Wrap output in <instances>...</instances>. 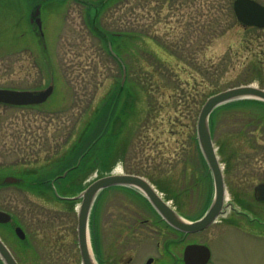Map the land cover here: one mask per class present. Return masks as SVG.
<instances>
[{
    "label": "rangeland",
    "instance_id": "1",
    "mask_svg": "<svg viewBox=\"0 0 264 264\" xmlns=\"http://www.w3.org/2000/svg\"><path fill=\"white\" fill-rule=\"evenodd\" d=\"M99 1L0 0V88H55L37 107L0 104V179L61 173L60 163L91 131L103 103L117 90L121 67L92 31L88 17V7ZM234 1L109 4L100 18L102 28L133 35L117 46L128 59L129 91L107 137L92 151L89 169L56 184V195L68 202L32 191L28 184L0 188V209L13 215L27 234L22 244L14 227L0 228V237L20 264H82L77 233L81 199H71L111 173L146 178L191 218L205 211L212 187L196 139L200 111L209 97L228 89H264V29L240 26ZM38 6L43 35L31 22ZM214 143L228 168L229 202L237 204L231 201L232 188L248 199L245 194L263 178L260 171L250 180L246 170L264 167V151L252 148L264 144V107L219 109ZM239 167L242 173H236ZM147 207L129 189L111 188L99 196L92 232L100 264L117 263L120 257L134 258L133 264H148L152 258L155 264H183L172 256L182 257L187 242L168 247L172 235L146 222L153 220ZM191 238L211 247V264H264V227L244 217L229 213L227 222Z\"/></svg>",
    "mask_w": 264,
    "mask_h": 264
},
{
    "label": "water",
    "instance_id": "2",
    "mask_svg": "<svg viewBox=\"0 0 264 264\" xmlns=\"http://www.w3.org/2000/svg\"><path fill=\"white\" fill-rule=\"evenodd\" d=\"M233 9L238 23L244 28H264V4L256 0H235ZM31 22L32 24H36L43 35L41 6H38L32 13ZM126 78L127 69L123 65L122 84H124ZM54 90L53 85L37 92L0 88V104L17 107L42 105L49 100ZM243 99H254L264 102V90L256 86L248 85L215 94L207 99L198 117L197 139L204 159L211 171L214 184V198L207 213L199 220L188 221L164 201L154 187L143 177L129 174H112L102 177L94 181L77 197V199H81L78 211L77 230L82 264H98L91 245L90 218L98 195L110 187L124 186L139 190L167 224L174 226L183 233L200 232L215 222L224 208L226 188L223 171L212 137L211 115L217 108ZM3 183L8 185L19 184L21 183V179L15 176H6L3 179ZM256 191L258 198L264 201V184L259 185ZM9 223H13L11 214L0 210V224ZM15 233L19 239H26V233L20 226H15ZM211 256L212 253L208 246L191 244L184 250L183 261L185 264H208ZM0 260L3 264H19L1 237ZM152 261L151 259L149 264Z\"/></svg>",
    "mask_w": 264,
    "mask_h": 264
},
{
    "label": "trees",
    "instance_id": "3",
    "mask_svg": "<svg viewBox=\"0 0 264 264\" xmlns=\"http://www.w3.org/2000/svg\"><path fill=\"white\" fill-rule=\"evenodd\" d=\"M114 0H101L98 3H93L88 7V17L90 20V25L92 27V31L94 34L100 38L101 42L103 43L104 48L106 49L108 55L121 67V72L123 73L122 66L125 65L128 71L127 79L124 84H122L120 81L119 86L117 87V90L112 94L111 97H109L106 102L103 103V107L96 116L95 119H93V123L91 125V131L88 134H84V136L80 137V140L76 143L74 148L70 151L71 153L68 154L67 159H64L62 163H60V172L58 175H49L47 178L41 177V178H33L29 177L27 180L23 179L21 180V183L16 184L17 186H23L28 184V188L32 191H45L48 194H51L55 200H58V197L56 196V193L54 191L52 180L56 179V181H60L61 184H64L66 179L69 180L70 176L79 175L82 172L87 171L89 169L88 166H90V161H92L91 153L94 150V148L97 146V144L103 142L105 138L108 135V132L111 130L112 123L115 119V116L119 113V108H121V100L122 97L126 92L129 91L128 85H129V63L128 59L125 56V54L120 50L118 52V44L125 42L124 38L127 36H133L131 35V32H123L122 34L114 33L106 31L104 28H102V25L100 23V18L102 14L107 10L109 4ZM112 44V49L110 48V45ZM122 80V79H121ZM232 105H241V106H250V105H256L260 107H264V103L256 100H240L236 102H232L229 104H226L220 108H218L211 117V129L212 134L214 137L215 134V118L217 115V112L221 108H226ZM5 107L10 108H33V107H13L8 105H3ZM37 107V106H35ZM123 108V107H122ZM93 162V161H92ZM68 171V175L65 179L60 180L61 178H58L59 175L64 174ZM67 181V180H66ZM9 186L7 184L3 183V180L0 179V188ZM66 188V187H65ZM14 218V216H13ZM0 228L11 230L12 225L7 224L3 225L0 224ZM27 241H22V244H26ZM0 264H3V262L0 260Z\"/></svg>",
    "mask_w": 264,
    "mask_h": 264
},
{
    "label": "flooded vegetation",
    "instance_id": "4",
    "mask_svg": "<svg viewBox=\"0 0 264 264\" xmlns=\"http://www.w3.org/2000/svg\"><path fill=\"white\" fill-rule=\"evenodd\" d=\"M252 148L260 149V150L264 151V144L261 146L260 145H257V146L254 145V147H252ZM262 156H264V152H263ZM206 171H207L206 174H208V176L212 177L211 172L208 170V168ZM222 171H223L225 187H226V202H225V205H224V208L222 211V215L220 217H218L212 225H210L208 228H206L200 232L187 233L186 234V233L179 231L174 226L167 224L160 217V215L149 204H147V206H148L147 211L151 214L153 220L148 219V220H146V222L151 221L153 223V225H155L157 227L164 228L165 230H167V232L170 235H172V238L167 240L168 242L166 243V245L168 247L181 245V244L186 243V242H187V244L185 245V247L188 245H191V244L207 245V244L195 241L194 239L191 240L192 239L191 237L203 234L217 224H223L224 222H227V215L229 213L232 216L244 217L247 219V221L249 223H257L258 225L264 227V201H262L258 198L257 191H256V189L259 185L264 184V167H263V170H259L255 167L254 168L249 167L246 170V174L248 175L250 180L256 179V175H259L260 171H261V175L263 176L262 180H259L255 184L253 183V185L251 186L250 192L245 194V195H247L248 199H246V197H244V195H242L241 189H239V188L233 189L232 188L233 200H231V201H236L239 206L235 202H229L230 198L228 199V196H227V194H228L227 187L228 186H227V176H226L228 168L226 167V165L223 166V164H222ZM242 172H243V170L241 169V167L237 168L236 173H242ZM134 194H136V193H134ZM211 194L212 193L210 192V196H211ZM210 196H208V198H207V204L210 200ZM207 211H208V209L207 210L205 209V211L201 215H199L198 217L191 218L189 215H186L185 213L183 214L179 210H177V212L180 216H182L183 218L190 220V221H196V220L202 218L207 213ZM259 232H261V231H259ZM188 240H189V242H188ZM157 245H158V247H161V242H158ZM207 246L211 249V247L209 245H207ZM185 247H184V249H185ZM173 252L174 251L172 250V253ZM183 252H184V250H183ZM211 253H212V249H211ZM212 256H213V254H212ZM212 256H211V259H210L208 264L212 263V258H213ZM172 258L173 259L177 258L178 260H181L183 262V264H185L183 261V255H182V257H179L175 254V257L172 256ZM133 263H134V258H132V257L127 259V260H124L122 257H120V258H118L117 263L112 262L111 260H109V262H108V264H133ZM155 263H156V260L153 259V262L150 264H155Z\"/></svg>",
    "mask_w": 264,
    "mask_h": 264
}]
</instances>
